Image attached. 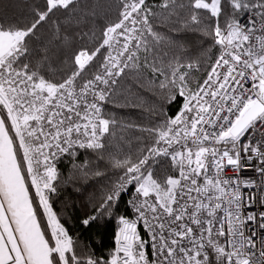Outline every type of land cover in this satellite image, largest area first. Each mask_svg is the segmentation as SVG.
Listing matches in <instances>:
<instances>
[{"label":"snow or ice","instance_id":"6c2138e0","mask_svg":"<svg viewBox=\"0 0 264 264\" xmlns=\"http://www.w3.org/2000/svg\"><path fill=\"white\" fill-rule=\"evenodd\" d=\"M0 7V264H264V0Z\"/></svg>","mask_w":264,"mask_h":264},{"label":"trees","instance_id":"16d2710c","mask_svg":"<svg viewBox=\"0 0 264 264\" xmlns=\"http://www.w3.org/2000/svg\"><path fill=\"white\" fill-rule=\"evenodd\" d=\"M89 4L93 3V0H88ZM96 3L98 4H106L108 2H110V0H95ZM5 3H9V4H23V0H0V6H2ZM22 10V8H9L8 12L9 15ZM3 11V8L0 7V12ZM91 26V22L87 21L85 23H82L81 25L77 26L75 24H72L69 26L68 28V35L73 36L76 32H82V31H86L89 27ZM187 39H189L190 41H195V36L189 35L187 37ZM129 86H131L132 90L135 91L136 90V85L132 84L131 81L125 83L123 85V87L125 89H127ZM145 100H148V96L145 95ZM122 103V100H121ZM150 103V101H149ZM113 111L116 114V117L118 119V121H121L123 123H128L131 121H137V122H143L141 121V116L145 115L146 113L144 112V109L141 108H130V107H114ZM69 194H71V190H69ZM92 235L93 238L99 242V240L102 238L104 240V242L107 244L110 241V235H109V231L107 228L105 227H99V226H94L92 229H89L87 233H85V237Z\"/></svg>","mask_w":264,"mask_h":264},{"label":"built area","instance_id":"2783aa9c","mask_svg":"<svg viewBox=\"0 0 264 264\" xmlns=\"http://www.w3.org/2000/svg\"><path fill=\"white\" fill-rule=\"evenodd\" d=\"M244 174L245 175H249V176H251V170L250 169H245L244 170ZM253 178H256V177H253ZM246 191V190H245Z\"/></svg>","mask_w":264,"mask_h":264}]
</instances>
